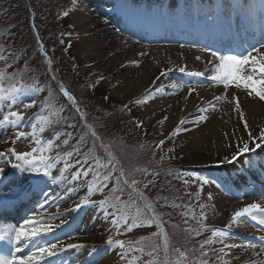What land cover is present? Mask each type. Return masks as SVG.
Wrapping results in <instances>:
<instances>
[{"label":"rangeland","instance_id":"rangeland-1","mask_svg":"<svg viewBox=\"0 0 264 264\" xmlns=\"http://www.w3.org/2000/svg\"><path fill=\"white\" fill-rule=\"evenodd\" d=\"M215 1L55 0L54 3L51 0H0V51L12 53L11 56L5 55L4 59H0V72L5 74L4 87H9L12 82L30 85L38 80L43 88L38 95L29 92L22 96L21 102L13 106L11 110L22 113L24 119L18 128L11 125L0 126V151L7 153L10 148H14L17 152H25L36 147L32 135L34 126L35 135L45 141L44 155L56 156L60 153L63 157L74 146L79 147L80 154H74L69 162L87 159L88 164L95 167L96 183H101L109 172L113 177H119L123 170L124 176L120 181H109L107 188L91 194L93 200L98 202L107 198L109 205L121 209L117 215H124L129 223L135 220L138 224L147 225L154 212L159 214L160 227L154 224L125 232L126 226L122 225L120 234H117V229L111 224L112 217L108 216L106 219L98 207L88 206L78 213L69 214L65 218L68 223L61 225L62 231L58 229L57 235L63 237L64 244L83 243L88 246L80 251L68 250L64 258L70 264H203V261H207V264H264V225L257 224L250 218H242L228 228V237L212 236L213 229H224L230 224L231 214L238 208L250 203L264 204V161H261L262 166L257 161L259 156L264 157V150L258 149V154L252 155L258 168H250L245 163L248 154L241 157L239 163H219L225 155L230 157L236 150L230 145L238 143L237 137L247 139L248 132L245 130L241 133L236 129L238 126L243 130L246 122L248 129L258 135L257 128L264 125V120L258 118L254 109L243 108L240 97L231 99L230 92L234 86L225 90L222 84L207 79L216 74L215 68L205 72L204 68L208 64L197 57L201 55L211 61L212 66L218 64L219 61L212 56L211 50L205 51V47L192 42L175 41V36L181 35V18L184 14L192 11L195 16L199 10V13L209 17L216 9L206 10L207 5L210 4L212 8ZM257 1L259 5L264 2ZM15 2L16 11L12 12L13 8L9 5ZM220 2L219 7L228 5V12L233 11V5H236L234 0ZM236 6L237 10L244 9L241 5ZM28 7L34 12L31 13V19L25 12ZM9 10L14 17V28H7L4 22L6 16H9ZM65 12L68 13L67 16L64 15ZM81 17V22L76 21ZM89 17L99 18L105 27H109L112 21L116 22L117 27L113 31L119 35L112 34V47L106 51L111 56H118L110 62L105 57L98 56L95 47L88 45V31L97 28L90 25ZM140 22L148 23L151 27H161L165 35L147 34L139 26ZM215 25V17L209 18L208 26L215 30ZM97 36L103 44L109 40L103 34L97 33ZM153 36L158 37L157 42L163 43L144 41ZM167 36H172L173 39H167ZM81 45L85 48L79 51L78 46ZM124 45L126 49L123 48ZM183 50L193 51L192 56L199 61L194 70L204 72L203 77H190L186 75L190 70L181 73L176 68L165 70L164 75L156 74V69L159 70L165 62L175 61V65L180 64L183 61ZM197 53L200 55L197 56ZM124 54L128 55L125 64L114 70L113 66L118 65V58L123 59ZM143 70L146 75L142 76L144 79H140ZM53 73L55 80L51 78ZM12 77L15 79L12 80ZM61 84L75 97L80 112L63 95ZM217 85L222 90L216 91L214 88ZM244 93L248 102L252 103L253 97ZM211 94H214L212 98ZM216 96H221L222 99L216 101ZM32 100H36V105L25 108L24 105ZM137 100L141 102L136 103ZM190 100L196 103L186 109L181 101L187 103ZM237 100L244 113L243 119L235 111V105H232ZM209 102L215 104V109ZM199 109L207 111L202 113ZM7 111L5 105L0 118ZM201 115H206L208 119L198 123L191 122ZM182 120L189 122L181 124ZM177 127L181 130L175 136L171 135ZM41 128L45 129L43 133ZM19 131H24L26 135L16 140V133ZM92 131H95L99 139L92 136ZM65 139L68 140L67 145L62 143ZM49 140L51 148L47 143ZM78 141L81 143L77 144ZM160 141L164 143L161 145ZM56 145L60 147L57 148ZM252 146L254 145L250 143V147ZM39 154L38 152L37 155ZM0 167L5 168L7 177L0 183V201L4 200L3 203L6 204L22 195L26 197L25 200L18 201L20 205L5 216L4 222H0L18 227L33 214L35 205L39 202L40 197L31 194L35 179L30 173H21L2 160ZM62 167L63 159L52 170L53 175H58ZM79 167L81 165H76L66 172L69 180ZM84 167L87 168L88 165ZM185 167L191 169V175L185 176ZM181 175L192 181L188 185L190 192L187 191V194H193L195 199L187 196L184 200L189 206L187 211L192 214L164 207L168 203L163 198L168 199L169 196L166 188H173L177 194L182 192L183 179L178 180ZM93 177L94 174L89 173L87 178L72 184L65 181L58 185L42 178L40 187L49 190L53 196L57 193L63 196L67 187L79 186L76 194L65 197L58 203L59 210L64 211L65 208L74 207L88 195L87 187L92 184ZM205 177L216 179L217 184H205L201 191V180ZM124 180L128 184H124ZM132 180L137 181L135 186L131 184ZM149 181L152 183H148ZM140 193L144 194L143 197ZM117 196L119 200L115 199ZM148 204L152 205V209L147 207ZM201 204L204 205L203 209ZM45 207L48 212L44 215L57 210L56 206ZM108 211L114 212L115 208L108 206ZM170 215L178 216V220L185 216L186 219L193 218L192 221H195L184 240L181 237L185 230L183 221L175 222L169 219ZM51 223L56 225L60 221L54 220ZM63 233H70L73 238L69 240ZM259 234L263 239L256 237ZM110 235L114 240H124L126 248L131 241L133 248H143V251L129 252L121 259V250L115 246L108 248L106 244ZM143 237L147 239H141ZM138 239H141L140 244L135 243ZM205 240L215 242L204 244ZM219 240L222 242H218ZM225 245L237 247L226 248ZM93 246L96 251L89 255ZM222 248L223 252L220 251ZM149 252L152 253L151 256L148 255ZM204 252H207L206 256L203 255Z\"/></svg>","mask_w":264,"mask_h":264},{"label":"snow or ice","instance_id":"snow-or-ice-1","mask_svg":"<svg viewBox=\"0 0 264 264\" xmlns=\"http://www.w3.org/2000/svg\"><path fill=\"white\" fill-rule=\"evenodd\" d=\"M64 15L67 16L68 13L65 12ZM262 19H264V17H262ZM250 36L251 39L256 40V44L259 45L258 47L256 44H249L248 47L244 48L243 52H234L230 49L226 54H218L217 51H212V56L218 60L219 63L214 66L216 74L208 76L207 79L212 80L214 83L222 84L225 90L233 86L235 89H247V95L249 97L254 94L261 101H264V27L260 30L258 40L256 39V34L254 32L250 33ZM205 51H209V49L205 48ZM5 55L11 56L12 53L11 51H0V59H4ZM197 59H200V57H197ZM209 63L212 62L210 61ZM49 71H51L50 67ZM179 71L181 73H185L186 69L184 67H180ZM245 72H250L251 74L245 75ZM164 74L165 73H161V75ZM186 75L190 77H203L205 73L199 71H189L186 72ZM51 78L55 80L54 73ZM11 79L14 80L15 78L12 77ZM4 80L5 74L0 72V112L4 111L5 105H7L8 108L7 114H4L2 118H0V126L11 125L14 128H18L23 122L24 117L22 113L11 109L13 106L21 102L20 98L22 96L28 94L29 92H33L38 95L43 91V88L40 86L38 80L30 85H25L23 82H12L9 87L5 88ZM60 90L63 92V95L67 98V100L71 102L74 107H76V111L80 112V108L77 105L75 97L64 89L63 84L60 85ZM189 91L191 92L192 89ZM105 99H107V97H105ZM221 99V96L215 97L216 101H220ZM233 99H236L235 93L233 94ZM140 102L141 101L139 100L136 101V103ZM36 103V100H32L30 103L25 104L24 107L30 108L35 106ZM209 103L211 104V102ZM228 103H232V101H228ZM211 106L215 109V104H211ZM199 111L203 113L206 112L207 109H199ZM235 111L239 113L240 118L243 119L244 113L240 109V103L238 100L235 104ZM81 118L83 119V113H81ZM206 119H208L206 115H201L195 121L191 122L198 123L199 121ZM188 122L189 121L182 120L180 123L185 124ZM69 127H71V125H69ZM248 127V124L245 122L244 128L248 129ZM180 130L181 129L177 127L171 135L175 136ZM187 130L188 129H184V131ZM40 131L43 133L45 129L41 128ZM91 134L96 137V139H99L95 131H92ZM25 135L26 133L24 131L17 132L16 140H19ZM32 135L33 143L36 147H32L30 151L17 152L14 148H10L7 153L0 151V160L4 161L8 165H11V168L19 170L21 173H30L34 177L35 185L31 190V194H35L40 197L39 202L35 205L33 214L24 219V222L18 227L8 225L6 223H0V242H5L6 245L11 246L8 251L0 252V264H70V261L67 258H64V254L68 252V250L80 251L88 246L83 243L64 244L63 237L57 235V230L59 229L62 231L61 225L68 223L65 218L69 214L78 213L79 210L88 206L98 207L101 212L105 214L106 219L108 216H111V224L117 229V234H120V228L122 225L126 226L124 228L125 232H131L132 229L136 227H151L154 224L157 225V227H160L158 223L159 214L155 212L148 221L147 225L138 224L135 220H133L132 223H129L127 217L122 214L117 215V213L121 212V209L116 208L115 205H109V200L107 198L98 202L91 198L92 193L102 191L104 188H107L108 182L112 179L119 182L121 177L124 176L123 170H121L119 177H113L112 173L109 172L103 177V181L101 183H96L95 167L88 164L87 159H76L75 163L69 162L73 159L74 154H80L79 147L74 146L72 150L67 152L66 156L63 157L60 153H57L56 156L44 155L43 145L45 141L42 140L41 137L35 135L34 126ZM237 140V144L230 145V147H234L236 150L230 155V157L229 155H225L223 160L219 163H239L240 158L248 154L245 163H247L250 168L256 167L257 164L256 161L252 159V155L258 154V149L264 150L262 149V145H264V128L259 130L258 135H254L252 131H248L247 139L237 137ZM257 140L259 142H257ZM13 143H15V140ZM47 143L49 148H51V141L49 140ZM62 143L67 145L68 140L65 139ZM80 143L81 141L77 142V144ZM163 143L164 141H160L161 145ZM250 143L254 146L250 147ZM56 147L59 148L60 145H56ZM38 152L40 153L39 155H37ZM12 158H14V160ZM61 159H63V167L59 169L58 175H53L52 170L61 162ZM96 163L98 164L99 162L97 161ZM76 165H81V167L76 168V171L71 176V180H69L66 172L76 167ZM84 165H88V167L85 168ZM140 171L146 172V170ZM89 173H93L94 177L92 184H89L87 187L88 195L77 202L74 207L65 208L64 211L59 210L58 203L65 197H70L71 195L76 194L79 186L67 187L63 196L59 193L53 196L50 194L49 190H45L40 187L43 183L42 178H47L53 185H58L65 181L72 184L74 181L87 178ZM5 179H7L5 168L0 167V183H3V180ZM123 183L128 184V181L124 180ZM148 183H152V181H149ZM184 183L188 184L189 181L184 180ZM210 183L217 184V181L214 178H203L201 180V191L203 185ZM93 184L95 187H93ZM131 184L135 186L137 181L132 180ZM144 186L147 187V184ZM140 195L143 197L144 194L140 193ZM115 199L119 200L120 198L117 196ZM163 199L167 201L166 197ZM209 199H211V194H209ZM46 205L48 207L56 206V212L44 215V213L48 212V208L45 207ZM108 206L115 208V211L109 212ZM147 207L152 209L151 204H148ZM200 207L203 209L204 205L201 204ZM201 217L203 219V213H201ZM242 218H250L252 221H256L257 224L264 225V204L250 203L244 207L238 208L231 214L230 224L224 229H213L212 236L216 238L228 237L230 235L228 228H230L232 224L239 222ZM3 219L4 216L0 215V221ZM54 220H59L60 224L53 225L51 221ZM185 222L187 223V221ZM161 234H163V232H161ZM199 234L200 233L198 232L197 235ZM64 236H66L69 240L73 238L70 233H65ZM141 239H147V237H143ZM141 239L136 240L135 243L140 244ZM213 242L215 241L205 240L204 244H211ZM218 242H222V240H219ZM106 244L108 248L115 246L120 249L122 253L121 259H124L129 252L143 251V248H133L131 246V241L128 242V247L126 248V242L124 240H114L111 235L108 237ZM204 244L201 245V248L204 247ZM225 247L234 248L237 247V245H225ZM95 251L96 249L93 246L89 255ZM153 251H155V249H153ZM220 251L223 252L224 249L222 248ZM148 255L151 256L152 253L149 252ZM203 255L206 256L207 252H204ZM203 264H207V261H203Z\"/></svg>","mask_w":264,"mask_h":264},{"label":"bare ground","instance_id":"bare-ground-1","mask_svg":"<svg viewBox=\"0 0 264 264\" xmlns=\"http://www.w3.org/2000/svg\"><path fill=\"white\" fill-rule=\"evenodd\" d=\"M217 2H220L221 0H216ZM240 5H242L243 7H244V9L246 10V11H250V10H252L253 8L252 7H255V8H257V0H241L240 2ZM219 4V3H218ZM220 5H222V3L220 2ZM224 5V4H223ZM214 6H215V4H214ZM214 6L212 5V8H210V4H208L207 5V9L206 10H210V9H213L214 8ZM221 8V9H220ZM220 8H218L219 10H220V14H221V16L224 18V19H227V17L229 16V12H228V5L226 4V5H224L223 7H220ZM225 9V10H224ZM224 10V11H223ZM197 11H199V10H197ZM185 19L187 20V21H190V20H192L191 22H195V21H193V20H195L194 18L192 19V17H193V12L191 11H187L185 14ZM262 16V15H261ZM91 17V16H90ZM89 17V20H91V21H89L90 22V25L91 26H93V27H95L96 29H91V30H89L88 32H90L89 33V39H88V45H90V46H93V47H95V50L98 52V56H101L102 58L103 57H105V59H106V61L107 62H110V61H112V59H115V57H117L118 55H116V54H114V55H110V54H108L109 52H107L106 51V49L107 48H111L112 47V44H111V42H110V39H111V36H112V34L114 33V34H116V35H119V33L118 32H116V31H113V28L114 27H117V25H116V22L115 21H112L111 22V25H108L109 27H105V24L98 18V19H93V18H90ZM190 17V18H189ZM260 19H262V17H259ZM260 19H258L259 21H262V20H260ZM81 20H82V17L81 18H78L76 21H78V22H81ZM190 22V23H191ZM263 23H264V20L262 21ZM223 23H224V26H225V30H228V31H233L234 29H235V25L236 24H238L237 22L235 23V22H233V21H231V22H226L225 20L223 21ZM80 24V23H79ZM257 25V24H256ZM255 25V26H256ZM257 27V26H256ZM188 28L189 29H191L192 27H189L188 26ZM195 29H196V27H195ZM188 30V29H187ZM196 31V30H195ZM97 33H99V34H103L104 35V38H107V39H109V40H107V41H105V44H103V43H101L99 40H98V36H97ZM126 45H128L129 46V44L128 43H126ZM126 45H124L123 46V48L124 49H126ZM78 48H79V51H80V49L81 48H85L84 47V45H81V46H78ZM114 48H116V47H114ZM122 47H120V49H121ZM114 51V50H113ZM184 51V53H183V57H182V59H183V61L180 63V64H174V62L175 61H168V62H165V63H163L162 65H161V67L159 68V70L158 69H156V74H161V73H163L165 70H168V69H172V68H176V71H179V68L180 67H184L185 69H186V71H191V70H194V68H197V66H198V63H199V61L198 60H195V58L192 56V52L193 51H189V52H187L186 50H183ZM182 51V52H183ZM115 52V51H114ZM127 52V51H126ZM133 52V51H132ZM195 54V53H194ZM198 55H200L199 53H197V56ZM125 57H127L126 59H124ZM122 58L123 59H120V58H118V60H119V62H118V65L116 64L115 66H113L114 67V70H116L117 68H119L120 66H121V64L122 65H124L125 64V62H126V60L128 59V55L126 56L125 54L122 56ZM200 59L204 62V64H208L204 69H205V72H210V70H211V68L212 67H214L215 65H211V63H209L210 61L209 60H207L206 58H204V57H202L201 55H200ZM167 63V64H166ZM194 71H197V70H194ZM143 74H141L140 75V79H144L143 77H144V75H146V73H145V70H143ZM143 76V77H142ZM216 91H220V90H222V88H221V86H219V85H217L215 88H214ZM244 92H247L245 89H243V88H241V89H235L234 87L233 88H231V92H230V97H231V99H233V94L235 93V97L236 96H238V97H240V100H241V105H242V107L244 108L245 107V109L247 108V110H250V109H254L255 111H256V114L258 115V118L262 121V120H264V101H261L258 97H256L255 95H253L252 97H253V99H254V101L252 102V103H250V102H248V100L246 99V97L244 96L245 95V93ZM210 93H208V95H209ZM241 94L243 95V98H241ZM214 94H211L210 96V98H212V96H213ZM237 98V97H236ZM263 102V103H261V102ZM182 103H183V106L186 108V109H189L190 107H192L196 102L195 101H188L187 103L185 102V101H181ZM232 105H235V103H232ZM263 124H264V122H263ZM259 127V126H258ZM261 128H264V125H262L261 127H259V128H257L258 130L256 131V132H258L259 133V130L261 129ZM236 129H238L241 133H244V131L246 130V132H248V131H250L249 129H243L242 130V127H237ZM258 165H261L262 166V163H261V161H264V157H258ZM255 168H258V166H256ZM261 189H259V191H260ZM262 192H264V190L262 191ZM260 197V194H257V197ZM260 234H259V236H256L257 238H259V239H263V238H260ZM251 237V236H250ZM263 237H264V235H263ZM5 243V242H4ZM27 251V250H26Z\"/></svg>","mask_w":264,"mask_h":264},{"label":"trees","instance_id":"trees-1","mask_svg":"<svg viewBox=\"0 0 264 264\" xmlns=\"http://www.w3.org/2000/svg\"><path fill=\"white\" fill-rule=\"evenodd\" d=\"M21 1V0H20ZM23 1V0H22ZM43 1H45V0H43ZM52 2H54L55 3V0H51ZM18 3H20V2H18ZM53 3V4H54ZM15 4H16V2L15 3H13V4H11V5H9V7L10 8H13V11L12 12H15L16 11V7H15ZM10 11V10H9ZM58 10L56 9L55 10V12H57ZM12 12L10 11V13L8 14L9 16L7 17L6 16V18H5V25H6V27L8 28V27H13V24H14V22H13V20H14V17L12 16ZM25 12H26V14H29V18L32 16L33 17V15H31V13L32 14H34V12L32 11V8L31 7H28V11H27V9L25 10ZM14 14V13H13ZM31 17V18H32ZM30 18V19H31ZM30 19H28L29 20V22H30ZM30 24V23H29ZM14 28V27H13ZM16 28V27H15ZM30 29H32L31 28V26H30ZM32 32V31H31ZM42 38V37H41ZM41 43L42 44H45V42L43 41V40H41ZM46 46V45H45ZM150 171V170H149ZM167 172V171H166ZM184 172V174H186L185 176H189V175H191V172L190 171H183ZM151 175V174H150ZM183 177L182 175H181V177H178V180L179 179H183L182 180V184H181V188H182V192L181 193H175V190L173 189V188H166L167 189V191L169 192V196H168V199H167V202L166 203H168V205H164V207H169V210H171V209H174V210H182V212H184L185 214H192L190 211H187V209L186 208H188L189 206H188V203H185L184 202V200H185V198L187 197V196H190V197H192L193 198V194H187V191L188 192H190L189 191V189H188V185L190 184V182L192 183V181L191 180H189V179H187L186 177ZM184 180H188L189 181V183L188 184H185L184 183ZM186 187H187V189H186ZM163 189V188H162ZM186 189V190H185ZM193 199H195V198H193ZM169 214H171V213H169ZM168 215V214H167ZM175 215V214H174ZM174 215H170L169 216V219H173L175 222H178V223H180V222H182L183 221V225H184V233L182 234V236L181 237H183L182 238V240H184L186 237H185V235L186 234H188V230L189 229H191L192 227H194L193 226V224L192 223H194L195 221H192V219H186V217L185 216H183V219H179L178 220V216H174ZM193 215H195V214H193ZM172 220V221H173ZM182 220V221H181ZM185 221H187V223L185 222ZM187 227H188V229H187ZM175 242V241H174ZM176 243V242H175ZM178 243V242H177Z\"/></svg>","mask_w":264,"mask_h":264}]
</instances>
